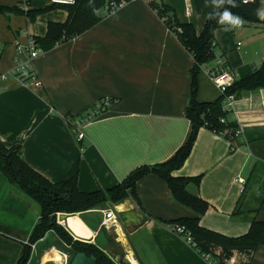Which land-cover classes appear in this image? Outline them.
Listing matches in <instances>:
<instances>
[{
    "label": "crops",
    "instance_id": "1",
    "mask_svg": "<svg viewBox=\"0 0 264 264\" xmlns=\"http://www.w3.org/2000/svg\"><path fill=\"white\" fill-rule=\"evenodd\" d=\"M163 2L198 32L208 14L219 9L212 0ZM0 4L25 11L53 6L50 0ZM257 4L264 8V0ZM68 15L66 9L55 8L31 21L25 13H0V70L10 71L17 60H26L18 44L28 46L32 37L46 35L50 22H65ZM101 15L84 33L32 61L42 81L39 89L11 76L0 92V141L6 147L19 145L22 158L53 182L77 175L83 191L112 187L141 165L166 162L192 130L186 110L194 58L175 32L143 0L108 13L102 10ZM243 21L231 31L225 25L215 30V53L238 73L242 66L259 68L264 62V20ZM216 61L205 64L198 75L200 101L222 95L208 74ZM106 96L117 103L86 122L79 140L74 124ZM222 104L241 132L230 140L201 127L190 154L173 174L190 177L187 190L209 204L200 215L201 225L236 237L247 233L254 220L264 221V86ZM128 200L60 212L57 221L75 239L98 245L118 264H212L171 228V222L197 213L174 199L163 178L145 175L137 182L136 196ZM106 209H113L117 218L106 220ZM123 210L135 211L127 224L118 216ZM40 212L34 199L0 173V264H18L25 246H31L27 264H69L70 254L54 231L29 242ZM227 264H264V245L251 255L234 251Z\"/></svg>",
    "mask_w": 264,
    "mask_h": 264
},
{
    "label": "trees",
    "instance_id": "2",
    "mask_svg": "<svg viewBox=\"0 0 264 264\" xmlns=\"http://www.w3.org/2000/svg\"><path fill=\"white\" fill-rule=\"evenodd\" d=\"M108 0H77L72 5H56L43 8H34L30 11L20 9L18 6L0 4V13H25L31 21L40 14L55 8H64L68 11L65 22H50L44 36L33 37L43 51L55 47L57 44L84 33L97 24L102 15L98 11L106 5ZM258 0L255 3L243 4L235 0L236 7L227 2L216 10L210 12L200 32L192 22H182L178 19L172 6L166 2L158 5L161 17L168 16L166 24L178 36L179 41L192 54L194 65L191 69V90L186 114L191 120L192 130L187 142L169 160L154 165H141L132 170L126 178L118 184L95 191H83L79 188L77 175L67 179L53 182L34 170L21 155L19 145L6 147L0 141V173L11 183L17 185L25 194L34 199L40 206V220L33 229L29 242L35 243L49 231H54L60 238L64 250L70 254V261L77 252L95 255L96 264H118L98 245L75 239L57 221V213H77L106 206L107 204H120L131 196H136L137 182L147 174L154 173L163 178L169 185L174 199L186 205L197 213L192 217H184L174 222L184 224L191 232L195 249L199 253L213 252L222 248L218 257L220 264L229 259L234 251L251 255L260 245H264V221L254 220L247 233L240 236H228L208 229L201 225L200 215L210 206L197 195L187 190V184L192 181L190 177L175 176L173 171L180 168L195 143L201 127L209 128L217 133L224 134L230 140L234 139L238 126L230 121L228 113L223 108L224 95L211 102L200 101L197 97L199 81L198 75L203 65L215 59L217 46L215 30L221 26L216 19H209V15L222 12L225 9L242 19L260 21L257 15ZM226 62V61H225ZM239 76L228 87L226 94H235L238 98L244 90L264 86V62L261 67L255 68L245 65L239 68ZM39 89V88H38ZM40 91V90H39ZM222 118L225 119L222 122ZM31 257V246H25L18 264H27ZM69 261V263H70Z\"/></svg>",
    "mask_w": 264,
    "mask_h": 264
},
{
    "label": "built area",
    "instance_id": "3",
    "mask_svg": "<svg viewBox=\"0 0 264 264\" xmlns=\"http://www.w3.org/2000/svg\"><path fill=\"white\" fill-rule=\"evenodd\" d=\"M50 1L51 3L56 5H72V4H76L77 2V0H50ZM131 1L134 0H108L106 2V5L102 7L100 11H98V14L101 15L102 10H105V13L111 12L117 8L126 5ZM143 1L147 2L154 9H156L158 13H160L158 5H161L163 0H143ZM241 1L243 4H251V3H255L257 0H249L248 3H244V0ZM167 17L168 16H163V19L166 20ZM18 49L22 52H25L27 58L26 60H17L14 67L10 71L4 72L0 70V92L7 87L4 84V82L11 76L17 78L25 85L36 89L40 88L42 85V81L37 76V74L32 70L31 63L38 55H40L43 52V50L40 48V46L33 37L30 39L28 46L22 47L20 44H18ZM1 53L2 50L0 47V58H1ZM215 59L217 60L216 66L209 68L208 74L211 80L218 86L222 95H224V101L234 102L236 99L235 94H226V91L228 90V87H230L235 82L239 74L233 68L229 67L226 64L225 60L219 56V54L215 55ZM117 101H118L117 98L110 96L100 98L96 102L92 110L84 118H82L81 120H79L74 124V130L77 134V138L79 140L83 139L85 135L83 132V127L86 122L111 109L117 103ZM224 121L225 119L222 118V122ZM240 132L241 130L240 128H238L236 134H239ZM59 213L60 212H58L57 215H60ZM105 218L106 220L115 219L117 218V214L113 209H106ZM170 226L178 235L185 238V240L195 248V243L193 241L191 232L187 229V227L184 224H181L179 222H174L170 224ZM220 254H221L220 250L214 249L213 252H206L203 253L202 255L210 263L220 264V259L218 258ZM224 264H227V259H224Z\"/></svg>",
    "mask_w": 264,
    "mask_h": 264
},
{
    "label": "clouds",
    "instance_id": "4",
    "mask_svg": "<svg viewBox=\"0 0 264 264\" xmlns=\"http://www.w3.org/2000/svg\"><path fill=\"white\" fill-rule=\"evenodd\" d=\"M227 2L232 7H236L235 0H212V4L216 8H220L221 5ZM249 0H244V3H248ZM257 15L260 17L261 20H264V8L257 10ZM218 17L217 22L221 25H225V31H231L233 29L239 28L243 25V19L233 14L230 10L225 9L222 12H216L215 15L210 14L209 19H216Z\"/></svg>",
    "mask_w": 264,
    "mask_h": 264
},
{
    "label": "water",
    "instance_id": "5",
    "mask_svg": "<svg viewBox=\"0 0 264 264\" xmlns=\"http://www.w3.org/2000/svg\"><path fill=\"white\" fill-rule=\"evenodd\" d=\"M124 204H129V200L126 199ZM135 215L134 210H123L118 213L119 218L126 224L131 221V216ZM134 221V220H133ZM69 264H96L95 255H87L85 252H77L71 259Z\"/></svg>",
    "mask_w": 264,
    "mask_h": 264
},
{
    "label": "rangeland",
    "instance_id": "6",
    "mask_svg": "<svg viewBox=\"0 0 264 264\" xmlns=\"http://www.w3.org/2000/svg\"><path fill=\"white\" fill-rule=\"evenodd\" d=\"M110 205H112V204H110ZM107 206V205H106ZM66 253H68V252H66ZM71 258V257H70ZM70 258H69V261H70Z\"/></svg>",
    "mask_w": 264,
    "mask_h": 264
}]
</instances>
